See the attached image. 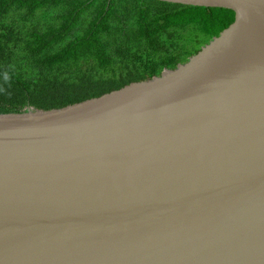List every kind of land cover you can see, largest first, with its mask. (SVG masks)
Here are the masks:
<instances>
[{
  "label": "water",
  "instance_id": "obj_1",
  "mask_svg": "<svg viewBox=\"0 0 264 264\" xmlns=\"http://www.w3.org/2000/svg\"><path fill=\"white\" fill-rule=\"evenodd\" d=\"M159 75L0 112V264H264V0Z\"/></svg>",
  "mask_w": 264,
  "mask_h": 264
},
{
  "label": "trees",
  "instance_id": "obj_2",
  "mask_svg": "<svg viewBox=\"0 0 264 264\" xmlns=\"http://www.w3.org/2000/svg\"><path fill=\"white\" fill-rule=\"evenodd\" d=\"M234 12L159 0H0V112L52 109L159 75Z\"/></svg>",
  "mask_w": 264,
  "mask_h": 264
}]
</instances>
